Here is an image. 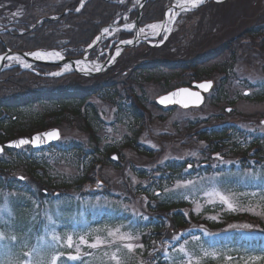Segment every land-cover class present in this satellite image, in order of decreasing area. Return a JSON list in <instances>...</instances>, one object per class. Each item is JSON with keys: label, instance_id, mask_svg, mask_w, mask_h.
Segmentation results:
<instances>
[{"label": "rangeland", "instance_id": "1", "mask_svg": "<svg viewBox=\"0 0 264 264\" xmlns=\"http://www.w3.org/2000/svg\"><path fill=\"white\" fill-rule=\"evenodd\" d=\"M55 1L0 0V36L22 33L12 23L27 7L39 10L40 6ZM85 1H81L83 5ZM133 1L136 5L140 0ZM179 1L168 0L163 16L144 25L141 35L153 38L146 40L149 44L140 42L116 55L113 46L117 34L120 30H134L133 24L126 23L121 28L115 25L108 32L101 30L83 52L90 58L94 49L100 51L110 42L115 54L101 70L96 68L92 72L82 60L75 62L77 68L83 72L89 69L91 73H78L74 70L76 66L64 71L65 66L38 64L44 69L32 72L41 79L32 78V84H27L29 88L16 87L0 77V104L30 92H50L55 81H59V93L88 91L98 75L104 80L114 79L118 91L108 96L100 88L83 93L86 100L80 105L82 116L78 118L71 113L77 103L63 107L66 112L61 117L52 112L56 105L50 101L4 112V116L19 118L22 123L17 128H28L35 115L44 116L45 123L54 126L30 135L56 128L60 138L41 149L25 145L15 149V154H0L4 164L10 163L0 168V172L21 181L27 191L33 192L31 195L26 191L0 189V264L26 261L53 264L54 257H57L55 264H159L160 261L163 264H264L262 255L248 253L249 242L264 237V159L258 158V145L253 142L256 136L259 143L264 142V99L259 95L264 84V0H202L198 6L187 5L185 9L178 7ZM81 2L73 12L77 13ZM48 12L51 19L60 17L52 10ZM44 17L42 14L38 22ZM101 32L102 38L97 41ZM142 46L152 50L147 53ZM8 50L0 52V56ZM47 51L64 55L58 49L42 48L35 52ZM25 64L26 60L12 57L6 66L15 65L10 68L20 70H13L18 75L22 74L21 68H28ZM124 64L134 67L127 71ZM122 72L123 78L115 80L114 76ZM206 81H212L213 86L198 107L184 109L173 105L168 109L158 103L161 96L175 89L195 88L191 86ZM69 82L80 87L70 88ZM117 95L128 104H134V97L143 99V106L139 107L143 116L140 125L130 115L117 114ZM88 106L97 111L99 127L94 130L99 136V154H93L95 134L86 127L84 114ZM132 129L139 131L137 139L151 150V156L127 145L128 139L135 137ZM213 130L226 131L230 136L223 140V146L218 144L217 152L211 150L210 144L215 138L201 137L214 133ZM17 156L21 159L11 164L10 159ZM30 157L41 163L39 171L46 180L34 179L26 170L23 161ZM164 160L186 164L183 172L171 180H163L164 196L181 203L176 210L185 216V227H175L172 211L159 205V191L153 184L162 181L157 167ZM208 165L210 172L206 171ZM135 169L143 170L149 177L138 176ZM49 176L53 183L49 182ZM84 177L90 180L78 185L77 180ZM139 184L142 189L154 191L155 198L139 192L136 189ZM17 199L29 204L31 221L16 219L13 203ZM228 215H234L235 219L225 221ZM120 217H127V221H115ZM159 221L162 223L159 230L153 232L150 226L139 231L140 225ZM24 222L29 225L28 234H22L21 238L12 227H20ZM234 234L238 238L237 247ZM81 238L87 243H82ZM97 240V247H90ZM128 244L133 248L128 249ZM19 247L22 249L17 252ZM238 253L242 256L239 259ZM74 255L79 259H68Z\"/></svg>", "mask_w": 264, "mask_h": 264}, {"label": "trees", "instance_id": "2", "mask_svg": "<svg viewBox=\"0 0 264 264\" xmlns=\"http://www.w3.org/2000/svg\"><path fill=\"white\" fill-rule=\"evenodd\" d=\"M82 0H57L54 3H48L43 6H40L37 10V7H27L26 12L23 13V15L16 20L15 24L13 25L18 26V31H22L21 34L17 32H13L12 34H6L0 36V52H4L6 48H9V50L13 52H35L37 50H40L42 48L44 49H58L61 50L64 53L65 57H78L81 56L84 52V48L92 43V41L95 39V37L100 33V31L110 25H121L125 23L126 21H130L136 18L138 11L135 8V3L133 0H124L122 2H119V0H86L84 3L83 8L80 10V12H73L75 7L78 6V4ZM168 0H149L142 9V14L140 16V26H144L148 24L151 21H155V17L163 16V13L165 11V8L167 6ZM52 10L54 12V15H59L60 17L57 19H51L49 18L47 12ZM66 10H70V12L65 13ZM37 11H40L42 14L45 15L44 19H42L40 22H38V18L42 16L36 15L35 13ZM50 13V12H48ZM48 16V17H46ZM157 18V19H158ZM255 30V29H254ZM132 36L131 32H125V31H119L116 38L118 40H125L129 39ZM108 43V42H107ZM110 43V42H109ZM109 43L105 44V46L101 47L100 49H106L109 47ZM8 46V47H7ZM141 49V47H139ZM146 48V52L150 53L152 50L151 47H144ZM130 49V48H126ZM94 52L90 55V58H96L99 55L98 49H94ZM129 62H126V64ZM124 67L128 71V69L133 68L130 65H125ZM42 70V65H36L34 67V70ZM13 70H16L15 68H11L8 70H5L0 74V77H2V80L4 82H8L9 84H12L16 87H22V88H29L27 86L28 82L31 83L32 78L36 80H40L41 78L34 74L32 71H22V74L16 75L13 73ZM142 70H146V68H143ZM19 72L20 70H16ZM111 70H109L107 73L103 75L107 76ZM128 73V72H127ZM126 73V74H127ZM123 75H125L123 72L118 74L115 77V80L123 78ZM29 76L30 78H28ZM122 76V77H121ZM80 77V76H77ZM113 77V78H114ZM82 78V77H81ZM100 78V79H99ZM94 79V78H93ZM97 80H94V84L90 87H88V91H83L82 89L79 91L76 89L73 92H60L59 93V86L58 82L55 81L52 83L53 90L47 93H32L30 92L28 95L22 98H18L16 100L3 102L0 104V143H4L6 140H10L13 138H16L15 133H20V135L25 134H31L32 132H35L39 129H44L46 127L54 126V125H47L45 123V120L43 119L44 116L35 115L31 119V123H29L28 128L26 127H16L17 125H21V121L19 118L12 116L7 117L4 116V112H9L13 110H21L24 107L30 106L35 102H48L55 103L56 109L53 110L56 115H59L60 117L64 115L66 112L62 108L69 105H74V103H77L74 105V108L71 110V113L74 117H81L82 113L80 111L81 107L80 105L85 102L86 99L83 97V93L90 92L92 90H98L103 89L106 91L108 95L112 93H117L115 87V81L114 79L110 80H104L102 77H96ZM1 80V81H2ZM0 81V82H1ZM75 82V81H74ZM69 82V87H80L77 83ZM32 84V83H31ZM115 87V89H114ZM61 90V89H60ZM62 91V90H61ZM56 92V93H55ZM220 92V91H219ZM260 96L264 99V84L261 87L260 90ZM221 95V92H220ZM116 99L118 100L117 106L119 108L118 115H130L133 119L137 122L138 125L142 122V114L139 110L140 106H143V99H139V97H134V104L133 103H126L124 102L123 97L121 95H117ZM135 100L137 102H135ZM130 101L131 98H130ZM61 108V109H57ZM162 109H165L161 107ZM168 109H171L168 107ZM85 118H86V127H88L91 131V134L94 136L95 134V128L97 129L99 127V121L97 116V111L92 107L88 106L85 111ZM133 130V129H132ZM214 133H206L205 136H201L205 139L209 138H215L213 141L215 142L216 138L219 139V142H213L210 143L213 150V152H217L220 148L218 147V144L221 146L224 145L223 140L229 139L230 136L225 131H220L219 133H216V130H213ZM139 131L136 129L133 130V133L135 134V137L133 139H128L129 146L133 147L137 150L138 153H145L149 156L152 155L151 150L147 148L146 145L139 143L137 136ZM205 134V133H204ZM95 145L93 146L94 152L93 154H99L101 151L99 150V136L95 134ZM253 142L258 145L257 149V156L260 159H264V142L259 143L258 137L253 138ZM6 143V142H5ZM53 146V145H50ZM240 146H242L240 144ZM72 150H75L76 147H70ZM69 148V149H70ZM242 148V147H241ZM67 149V150H69ZM82 149V148H81ZM250 149V146L246 148V151ZM64 150V149H63ZM77 150V149H76ZM4 152H7L9 154H15V149L5 147ZM140 153V154H141ZM21 159V157H12L10 159L11 164L13 162H16L17 160ZM23 162H25L26 170L32 175L34 179L37 180H43L45 179L44 176L39 171V168L42 167L41 163H38L35 158L30 157L26 158ZM22 162V163H23ZM86 162V161H85ZM111 162V161H109ZM5 165L10 166V163L4 164L3 160L0 159V168H4ZM78 168L82 166L81 162V156L79 160H77ZM87 165V162L85 163ZM185 163H181L176 160H164L159 164V167H157V171L161 173V177H159V180H162L161 182L154 183L153 185L158 188L159 195L157 196L159 200L160 208L166 209L167 211H172L171 219L174 222L175 227H185L187 224V220L185 219V216L179 211L176 210L180 207L181 203L174 202V200L168 198L166 195L164 196V185L163 180L166 178L167 180H171L173 176L180 174L185 169ZM208 165L206 167V171L210 172ZM211 167V166H210ZM144 169V168H141ZM138 176L140 177H149V175H145L144 171H137L134 170ZM3 171L0 172V189H6L10 191H18V192H28L32 195V191L25 188L21 181L16 180L15 178H8L5 177L3 174ZM87 175V174H86ZM49 182H52V178L48 177ZM80 178L77 180L78 185H81L82 183L87 182L90 180L88 177L87 179ZM46 180V179H45ZM130 182V181H129ZM55 185V184H52ZM139 192L146 193L149 197L154 199L153 192L142 189V185L139 184L136 188ZM163 197V198H162ZM16 203H13L14 209L16 212V219L24 220L26 222L31 221V213H30V207L28 203H25L26 201L23 199H17ZM173 210H176L173 211ZM227 219H235L234 215H228L226 216ZM250 219L253 220V218L250 216ZM127 221V217H120L117 218L115 221ZM17 221V220H16ZM159 223V225H157ZM150 225L149 222H146L145 224H142L139 226L141 230L139 231H145L150 228L153 232L155 230H159L162 227V223L157 222ZM22 226V227H21ZM20 227H16L13 225L12 231L16 233L19 237H23L22 234L25 236L28 234V223L21 224ZM212 226H216L215 224ZM138 228V229H139ZM235 237V234L233 235ZM21 237V238H22ZM20 238V239H21ZM238 238L235 237V247L239 246V243H237ZM239 242V241H238ZM245 245V244H240ZM228 247H232L231 245H227ZM249 248L248 253L252 255H262L263 256V262H264V237L258 236L253 238L249 242ZM22 248L19 247L17 249V252H19ZM239 254V256H238ZM238 259L241 258V254L238 253ZM236 255V254H235ZM236 260V259H235ZM133 264V263H132ZM159 264H163L162 261L159 262Z\"/></svg>", "mask_w": 264, "mask_h": 264}, {"label": "water", "instance_id": "3", "mask_svg": "<svg viewBox=\"0 0 264 264\" xmlns=\"http://www.w3.org/2000/svg\"><path fill=\"white\" fill-rule=\"evenodd\" d=\"M148 0H141L140 4H139V7H138V15L137 17L135 18L134 20V23H135V27H136V33L134 34L133 38L130 40L132 41V43H123L121 45H119V49H120V52L123 51L125 48H128V47H134L136 44L140 43V42H143V43H146V44H149V42L147 41H144V37L142 35H140V31H141V28L139 27V19H140V15H141V12H142V9H143V6L144 4L147 2ZM102 35H103V32H101L99 38L97 41L100 40V38H102ZM96 41V43H97ZM117 49V48H116ZM91 50V48L88 49V52ZM31 53H23V52H13L11 50H8L6 52V54L4 55V57L6 58L5 60H3L0 64V73L4 70V65H5V62L7 59L11 58L12 56H19V57H22V58H25L29 61H31L32 64H45V65H53V66H64V65H68L70 64L72 67H75V62L77 60H80V59H84L85 56L83 57H80V58H65L63 57V59L59 60V61H56V62H51V61H42V60H36V59H31L29 57ZM112 56V54H111ZM85 60V59H84ZM107 60H110V58H108ZM107 60L105 62H103L101 64V66L104 68L105 66H107ZM76 72L78 73H81V74H85L86 72H83V71H80L78 69H74ZM206 82H211V88L205 90V89H202L199 87V85L205 83V82H202V83H199V84H193V86L195 88H190V87H181V88H178V89H175L163 96H161L159 99H158V102L163 105V106H173V105H178L182 108H190V107H198L200 105H202L205 101V94L209 93L212 89V86H213V82L212 81H206ZM183 89H187L188 90V93H192V92H195V93H198L199 94V97L200 99L197 100V97H194V96H191L189 95L188 93H184L182 92L181 90ZM176 93V95H172ZM164 97H168V100L165 102V103H161V99L164 98ZM185 104H187V106H185ZM263 124H264V119L262 120ZM52 131H58L59 133V130L56 129V128H50V129H47V130H43L41 132H36V133H33L32 135L30 136H19V137H16V138H13V139H10L8 142H6L5 144H0V147L3 148V151H4V148L5 147H8V148H13V149H18V148H21L25 145H31V147L35 148V149H41L51 143H54L55 141H57L58 139H55V140H43L39 146H35L33 144H25V145H20V146H10V145H13L14 142H18L19 140L21 139H29L31 140L32 138H34L35 136H37L38 134L43 136L45 133H48V132H52ZM59 138H60V133H59ZM0 152L1 153H3ZM112 157H116L117 159V156L116 155H113ZM115 160V159H114Z\"/></svg>", "mask_w": 264, "mask_h": 264}, {"label": "snow or ice", "instance_id": "4", "mask_svg": "<svg viewBox=\"0 0 264 264\" xmlns=\"http://www.w3.org/2000/svg\"><path fill=\"white\" fill-rule=\"evenodd\" d=\"M190 2H191L193 5L198 6L200 3H202V0H190ZM83 6H84V5H83V2H81L80 8H82ZM80 8H77L76 11L79 12V11H80ZM151 27L156 28L157 25H152ZM104 32H108V29L105 28V29H104ZM127 43L130 44V43H132V41H127ZM31 55H32L35 59H43L45 54H42V53H40V52H35V53H32ZM47 55H49V56H58V57H60L61 59L63 58L62 56H60V53H58V52L48 53ZM116 55H119V49H117V51H116ZM5 59H6V58H5L4 56H0V61H3V60H5ZM22 63H23V62H22ZM24 66H25V67H29L30 65L25 64ZM52 75L59 76V75H61V73H53ZM199 87L202 88V89L207 90V89L211 88V82H205V83L199 85ZM181 91L184 92V93H188V90H187V89H183V90H181ZM188 94L191 95V96L197 97V100L200 99L198 93L192 92V93H188ZM172 95H176V93H174V94H172ZM167 100H168V97H164V98L161 99L160 102H161V103H165ZM185 106H187V104H185ZM228 111H231V109H228ZM45 139H47V140H55V139H59V133H58V131L48 132V133H45L43 136H41V135L38 134L37 136H35V137L32 138L31 140H29V139H21V140H19L18 142H14V144H13V145H10V146H20V145H25V144H33V145H35V146H39L40 143H41L43 140H45ZM2 151H3V148L0 147V152H2ZM113 159H116V157H113ZM229 207H231V205H229ZM128 238L131 239V237H128ZM81 242H82V243H87V241H84L83 238H81ZM68 243H69V246H71V244H72V238H71V237L68 238ZM98 244H99V240H97L96 243H92V244L90 245V247H92V248H96ZM141 247H142V245H141ZM127 248H128V249H132V248H133V245H132V244H128V245H127ZM182 250H183V249H182ZM76 251L79 252V247H77ZM56 259H57V257H54V258H53V264H55V260H56ZM68 259H70V260H72V261H76V260L79 259V257L74 255V256H70V257H68ZM25 264H28V262L26 261Z\"/></svg>", "mask_w": 264, "mask_h": 264}, {"label": "bare ground", "instance_id": "5", "mask_svg": "<svg viewBox=\"0 0 264 264\" xmlns=\"http://www.w3.org/2000/svg\"><path fill=\"white\" fill-rule=\"evenodd\" d=\"M190 0H180L179 1V5H178V7L180 8V9H185L186 8V6L187 5H190V6H192L193 7V4L190 2ZM126 23H123V24H121V26H123V25H125ZM48 53H53V52H42V54H45L44 55V58L43 59H36V60H43V61H51V62H56V61H59L61 58L60 57H58V56H49V55H47ZM61 56V55H60ZM31 59H35L32 55H31V57H30ZM1 62L2 61H0V64H1ZM82 63H85V61H83ZM27 64H29L28 62H27ZM85 64H87V63H85ZM72 69V67L70 66V65H67V66H65L64 67V71H68V70H71ZM1 144V143H0ZM4 144V143H3ZM2 144V145H3Z\"/></svg>", "mask_w": 264, "mask_h": 264}]
</instances>
